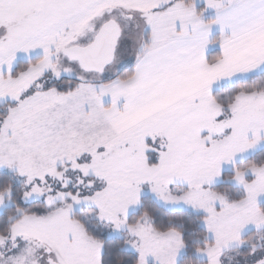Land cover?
<instances>
[{
	"label": "snow or ice",
	"instance_id": "1",
	"mask_svg": "<svg viewBox=\"0 0 264 264\" xmlns=\"http://www.w3.org/2000/svg\"><path fill=\"white\" fill-rule=\"evenodd\" d=\"M0 264H264V0H0Z\"/></svg>",
	"mask_w": 264,
	"mask_h": 264
}]
</instances>
